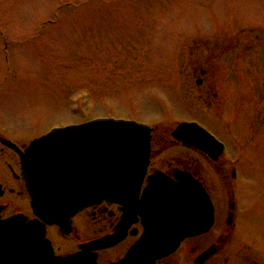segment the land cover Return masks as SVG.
I'll return each instance as SVG.
<instances>
[{
    "label": "rangeland",
    "instance_id": "374dc122",
    "mask_svg": "<svg viewBox=\"0 0 264 264\" xmlns=\"http://www.w3.org/2000/svg\"><path fill=\"white\" fill-rule=\"evenodd\" d=\"M1 113L26 143L58 124L133 119L154 128L153 158L194 156L216 180L222 162L169 138L197 118L244 157L264 236V0H0Z\"/></svg>",
    "mask_w": 264,
    "mask_h": 264
},
{
    "label": "flooded vegetation",
    "instance_id": "af4514ba",
    "mask_svg": "<svg viewBox=\"0 0 264 264\" xmlns=\"http://www.w3.org/2000/svg\"><path fill=\"white\" fill-rule=\"evenodd\" d=\"M193 68L196 83H210L207 69L194 64ZM205 88L209 94L211 88ZM19 138L0 130V221L14 219L7 232L13 234L14 264H264V236L254 232L257 208L249 205L252 198L244 189L243 175L230 171L233 161L221 160L225 168L215 171L214 180L194 156L165 160L152 153L139 196L129 205L102 201L70 215L49 212L45 217L52 221L46 222L37 214L21 174L15 148H23L26 138ZM192 151L211 164L206 155ZM174 169L200 182L213 207L210 228L175 247L169 245V232L158 231L157 214L139 211L148 177L156 170L173 177Z\"/></svg>",
    "mask_w": 264,
    "mask_h": 264
},
{
    "label": "water",
    "instance_id": "95a60500",
    "mask_svg": "<svg viewBox=\"0 0 264 264\" xmlns=\"http://www.w3.org/2000/svg\"><path fill=\"white\" fill-rule=\"evenodd\" d=\"M193 126L179 125L174 136L215 156L218 150ZM149 151L148 127L130 121L98 119L55 129L32 142L22 155L23 176L34 198L40 201L44 190L68 188L70 180L76 183L82 166L86 194L96 186L101 190L118 189L120 182L130 184V178L143 175ZM174 177L175 182L155 176L145 194L146 199L156 196L155 191H158L162 199L177 200L193 217L192 223L185 225L186 229L204 230L211 220L207 195L189 175L174 171ZM0 263L8 264V260L1 257Z\"/></svg>",
    "mask_w": 264,
    "mask_h": 264
}]
</instances>
